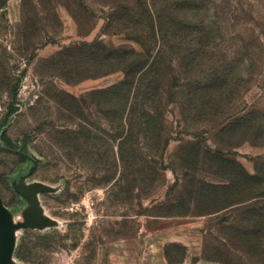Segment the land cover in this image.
<instances>
[{
  "label": "rangeland",
  "instance_id": "obj_1",
  "mask_svg": "<svg viewBox=\"0 0 264 264\" xmlns=\"http://www.w3.org/2000/svg\"><path fill=\"white\" fill-rule=\"evenodd\" d=\"M95 41L143 54L147 81L161 86L162 157L144 156L140 138L141 158L116 159L95 91L123 75L94 60L86 44ZM215 72L229 78L220 108L183 105L182 85ZM11 106L0 198L20 219L18 181L39 184L49 220L17 230L13 264H264L256 251L225 250L215 230L227 215L162 216L167 198L179 197L176 176L195 169L176 155L181 145L229 150L250 173L264 166V0H0V125ZM228 116H246L254 142L234 134L233 149L217 144L212 129Z\"/></svg>",
  "mask_w": 264,
  "mask_h": 264
},
{
  "label": "trees",
  "instance_id": "obj_2",
  "mask_svg": "<svg viewBox=\"0 0 264 264\" xmlns=\"http://www.w3.org/2000/svg\"><path fill=\"white\" fill-rule=\"evenodd\" d=\"M159 24L160 28L166 24L168 28L178 27V23L174 21H159ZM195 27L197 31H201L203 25L197 22ZM86 46L95 51L94 60L100 66L107 64L112 70H120L123 75L119 81L95 91L99 103L108 108L104 118L109 114L111 127L115 132L116 159L124 162L141 158L143 153L138 147L140 138L146 140L147 153L144 156L151 158L152 150H160L162 157L167 141L164 138L162 146L159 147L162 138L161 86L147 81L148 66L143 62V54L121 48H109L98 41ZM227 80L228 75L219 72L211 73V76L205 77L204 80H187L188 83H184L183 88L178 91L185 95L183 105L193 103L202 109L209 105L220 108L223 96L227 95L228 89L224 87L228 85ZM171 86L169 92L174 94L172 84L167 88ZM14 111L11 106L0 125V140L8 149L13 148V143L3 128ZM212 130L217 136L216 143L224 144L230 149L235 147L231 142V136L234 134L242 137V141L250 142L253 140L247 138V135L257 136L253 124H249L246 116L232 120L228 116L219 121ZM192 144L196 145V149H193L191 144L186 148L181 145L176 155L183 161L187 159L192 162L190 165L197 171L210 173L222 182L208 181L195 174V169H182L175 178L179 197L167 198V202L163 203L165 213L162 216L227 215V218L218 221L215 230L217 235L220 234V240L219 236L217 239L223 242L225 250L230 252L240 249L246 254L256 251L264 257V166L260 168V165L255 163L254 170L250 173L237 159L229 157L232 155L229 150L216 148L210 151L202 148L197 142ZM256 159L260 160L261 157L257 156ZM149 168L151 170L153 167ZM204 250L205 253L211 252L209 246Z\"/></svg>",
  "mask_w": 264,
  "mask_h": 264
},
{
  "label": "water",
  "instance_id": "obj_3",
  "mask_svg": "<svg viewBox=\"0 0 264 264\" xmlns=\"http://www.w3.org/2000/svg\"><path fill=\"white\" fill-rule=\"evenodd\" d=\"M17 192L27 201V207L20 213V219H16L0 198V264H13V251L17 230L23 227H35L43 225L49 220L41 214L38 206L36 192L43 187L33 183L24 188L22 180L17 183Z\"/></svg>",
  "mask_w": 264,
  "mask_h": 264
}]
</instances>
